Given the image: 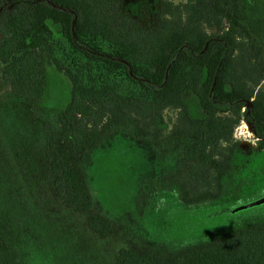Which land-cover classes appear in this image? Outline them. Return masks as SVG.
<instances>
[{
	"label": "trees",
	"instance_id": "obj_1",
	"mask_svg": "<svg viewBox=\"0 0 264 264\" xmlns=\"http://www.w3.org/2000/svg\"><path fill=\"white\" fill-rule=\"evenodd\" d=\"M243 8L244 0H163L155 20L141 25L120 0H0V104L38 111L46 65L69 80L71 101L43 140L44 176L56 200L92 233L113 231L95 209L85 172L91 152L110 137L149 144L168 166L159 189L175 190L188 205L228 194L226 178L240 152L234 130L242 121L264 150L263 49ZM170 109L179 117L164 135ZM13 201L0 200L2 215L21 214ZM19 239L0 233V264H22L29 244ZM113 264H264V212L198 244H133Z\"/></svg>",
	"mask_w": 264,
	"mask_h": 264
},
{
	"label": "rangeland",
	"instance_id": "obj_2",
	"mask_svg": "<svg viewBox=\"0 0 264 264\" xmlns=\"http://www.w3.org/2000/svg\"><path fill=\"white\" fill-rule=\"evenodd\" d=\"M162 1L120 3L123 12L142 25L155 20ZM243 10L264 58V0H244ZM44 70L46 94L38 111L15 101L0 104V200L5 205L8 198L15 200L21 213H0V233L29 244V249L22 248V264H113L119 251L133 244L171 249L198 244L224 234L242 218L264 212V150H259V140L246 121L234 130L240 152L226 178L228 194L200 205L185 204L173 189H159L167 164L149 144L120 135L110 137L87 160L95 209L113 225L108 237L92 233L84 220L56 200L44 176L43 140L56 130L71 101V83L65 75L51 65ZM188 104L195 116L198 102L191 98ZM178 114L165 111L169 130L164 135L177 123Z\"/></svg>",
	"mask_w": 264,
	"mask_h": 264
},
{
	"label": "built area",
	"instance_id": "obj_3",
	"mask_svg": "<svg viewBox=\"0 0 264 264\" xmlns=\"http://www.w3.org/2000/svg\"><path fill=\"white\" fill-rule=\"evenodd\" d=\"M257 137V136H256ZM235 140H237V138L234 136ZM259 140V139H258Z\"/></svg>",
	"mask_w": 264,
	"mask_h": 264
}]
</instances>
